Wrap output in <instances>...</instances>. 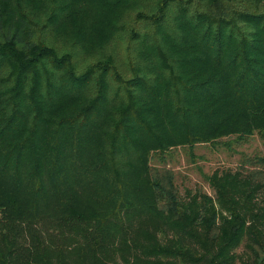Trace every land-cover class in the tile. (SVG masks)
<instances>
[{
    "label": "trees",
    "instance_id": "16d2710c",
    "mask_svg": "<svg viewBox=\"0 0 264 264\" xmlns=\"http://www.w3.org/2000/svg\"><path fill=\"white\" fill-rule=\"evenodd\" d=\"M252 138L264 0H0V264H264L263 156L163 165Z\"/></svg>",
    "mask_w": 264,
    "mask_h": 264
},
{
    "label": "rangeland",
    "instance_id": "374dc122",
    "mask_svg": "<svg viewBox=\"0 0 264 264\" xmlns=\"http://www.w3.org/2000/svg\"><path fill=\"white\" fill-rule=\"evenodd\" d=\"M252 139L242 147L233 145L230 151L220 146L215 148L208 145H197L190 153L187 149H175L165 158L163 165L173 172L174 182L180 193L183 188L199 187L203 192L211 194L203 175L225 168L233 170L239 162L238 152L257 153L264 157V147L256 138ZM233 150L237 153H233ZM153 164L158 167L161 165L157 159H154Z\"/></svg>",
    "mask_w": 264,
    "mask_h": 264
}]
</instances>
